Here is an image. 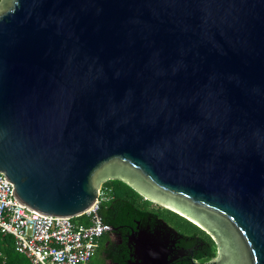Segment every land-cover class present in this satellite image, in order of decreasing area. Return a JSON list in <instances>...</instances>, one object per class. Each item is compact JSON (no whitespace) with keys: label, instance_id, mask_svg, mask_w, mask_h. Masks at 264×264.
<instances>
[{"label":"water","instance_id":"95a60500","mask_svg":"<svg viewBox=\"0 0 264 264\" xmlns=\"http://www.w3.org/2000/svg\"><path fill=\"white\" fill-rule=\"evenodd\" d=\"M0 173L72 218L122 181L207 232L209 264H264V0H1ZM174 239L139 232L132 264Z\"/></svg>","mask_w":264,"mask_h":264},{"label":"built area","instance_id":"2783aa9c","mask_svg":"<svg viewBox=\"0 0 264 264\" xmlns=\"http://www.w3.org/2000/svg\"><path fill=\"white\" fill-rule=\"evenodd\" d=\"M111 198L103 189L97 202L77 218L41 214L17 198L13 184L0 173V231L15 238L16 251L31 264H89L102 237L110 231L99 211Z\"/></svg>","mask_w":264,"mask_h":264},{"label":"trees","instance_id":"16d2710c","mask_svg":"<svg viewBox=\"0 0 264 264\" xmlns=\"http://www.w3.org/2000/svg\"><path fill=\"white\" fill-rule=\"evenodd\" d=\"M103 189L111 198L101 205L99 211L104 223L116 227H130L134 230L139 226L138 222L145 224L150 217L157 227L165 221L178 231L183 247L193 248L195 260L200 264H209L218 256V246L213 238L186 218L165 208L163 211L151 208L150 201L122 181H109L103 185ZM77 221L87 222L84 217L77 218ZM93 260L94 258L89 264ZM0 264H31L25 255L16 251L14 236H5L1 231Z\"/></svg>","mask_w":264,"mask_h":264},{"label":"flooded vegetation","instance_id":"af4514ba","mask_svg":"<svg viewBox=\"0 0 264 264\" xmlns=\"http://www.w3.org/2000/svg\"><path fill=\"white\" fill-rule=\"evenodd\" d=\"M137 229L132 230L130 227L110 226L108 231L101 239L99 249L94 257L98 260V264H129L133 263L132 255L133 239L137 238L139 232L143 230L155 231L158 229L153 219L148 218L147 223L138 222ZM168 264H200L195 260L193 248H185L182 246L180 239H174L172 251Z\"/></svg>","mask_w":264,"mask_h":264},{"label":"rangeland","instance_id":"374dc122","mask_svg":"<svg viewBox=\"0 0 264 264\" xmlns=\"http://www.w3.org/2000/svg\"><path fill=\"white\" fill-rule=\"evenodd\" d=\"M151 204V208H154V209H160V210H162L163 211V207L161 208V206H159V205H157V204H154V203H152V202H150ZM170 226V225H169ZM170 227H172L173 228V225L171 224V226ZM91 264H98V260H96V259H94L93 260V262L91 263Z\"/></svg>","mask_w":264,"mask_h":264}]
</instances>
